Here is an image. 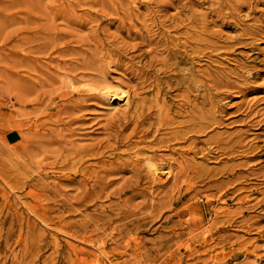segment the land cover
I'll list each match as a JSON object with an SVG mask.
<instances>
[{"label":"rangeland","instance_id":"374dc122","mask_svg":"<svg viewBox=\"0 0 264 264\" xmlns=\"http://www.w3.org/2000/svg\"><path fill=\"white\" fill-rule=\"evenodd\" d=\"M99 242L264 264V0H0V264Z\"/></svg>","mask_w":264,"mask_h":264},{"label":"bare ground","instance_id":"6f19581e","mask_svg":"<svg viewBox=\"0 0 264 264\" xmlns=\"http://www.w3.org/2000/svg\"><path fill=\"white\" fill-rule=\"evenodd\" d=\"M108 92H109V94L111 95V101L112 102H115V101H117V100H123V99H125L128 95H127V92H125V91H123V90H120V89H118V88H115V87H109L108 88ZM120 102V101H119ZM7 141V140H6ZM11 154H12V152H11ZM158 165V164H157ZM158 167V166H157ZM157 167H155V168H153L154 169V171L156 172V174H157V171H158V169L159 168H157ZM168 175L169 174H171L172 172H171V170H167V172H166ZM159 174H160V172H159ZM164 174V173H163ZM166 175V174H165ZM167 176V175H166ZM33 189V188H32ZM35 192V191H34ZM242 195V194H241ZM34 196V195H33ZM251 196V195H250ZM249 196V197H250ZM246 198H248L247 196H246ZM236 200H239V199H236ZM216 207V206H215ZM227 207H228V204H227V202L224 200L223 202H222V205L219 207V209L217 210V214H221V213H225L227 210ZM216 212V211H215ZM188 221V220H187ZM240 228V227H239ZM243 229H245V227L243 228ZM248 230H249V228H248ZM247 230V231H248ZM203 232H202V234L204 235V236H208V226L207 227H205V229L204 230H202ZM195 232V231H194ZM249 232L250 231H248V234H249ZM192 233V232H191ZM244 234V233H243ZM71 236V235H70ZM208 239H209V237H208ZM92 241V240H91ZM100 241V240H99ZM102 241V240H101ZM104 241V240H103ZM106 241V240H105ZM107 242V241H106ZM207 242V241H206ZM107 244V243H106ZM205 244H207V243H205ZM210 244V243H209ZM211 245V244H210ZM93 246V245H92ZM209 246V245H208ZM97 247H98V250H96L95 252H94V258H93V260H92V263L93 264H99L100 262H103V261H101L100 260V258H101V256H103V258H104V262H103V264H111L110 263V258L108 257V255H107V252H106V245H105V242H99L98 244H97ZM73 251H74V253L76 254V255H79V254H85V252L84 251H82V250H77L76 249V247L75 246H73ZM109 252V251H108ZM212 254V253H211ZM210 257V256H209ZM110 260V261H109ZM112 263H113V261H111Z\"/></svg>","mask_w":264,"mask_h":264},{"label":"crops","instance_id":"0c3cea01","mask_svg":"<svg viewBox=\"0 0 264 264\" xmlns=\"http://www.w3.org/2000/svg\"><path fill=\"white\" fill-rule=\"evenodd\" d=\"M5 137L8 142L14 143L21 139V134L18 130H10L6 133Z\"/></svg>","mask_w":264,"mask_h":264}]
</instances>
